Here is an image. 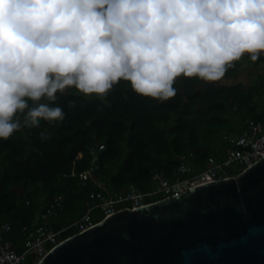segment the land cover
Here are the masks:
<instances>
[{
	"label": "clouds",
	"instance_id": "clouds-1",
	"mask_svg": "<svg viewBox=\"0 0 264 264\" xmlns=\"http://www.w3.org/2000/svg\"><path fill=\"white\" fill-rule=\"evenodd\" d=\"M245 53L264 55V0H0V139L62 122L70 91L104 101L123 83L163 103Z\"/></svg>",
	"mask_w": 264,
	"mask_h": 264
},
{
	"label": "trees",
	"instance_id": "trees-1",
	"mask_svg": "<svg viewBox=\"0 0 264 264\" xmlns=\"http://www.w3.org/2000/svg\"><path fill=\"white\" fill-rule=\"evenodd\" d=\"M235 72L229 67L224 77ZM198 82H176L177 95L163 103L125 93L123 83L104 101L70 91L55 105L66 114L62 122L41 121L38 128L0 139V220L12 224L6 238L24 241L23 227L31 228L57 196L65 199L52 218L56 230L102 203L103 196L131 187L151 191L157 172L174 180L183 162L199 170L210 156L224 158L229 141L223 133L242 132L246 118L258 120L264 112L257 113L254 95L242 85L202 89ZM41 132L48 138L42 140ZM84 171H90L86 184ZM102 215L101 207L93 210L94 220Z\"/></svg>",
	"mask_w": 264,
	"mask_h": 264
},
{
	"label": "water",
	"instance_id": "water-1",
	"mask_svg": "<svg viewBox=\"0 0 264 264\" xmlns=\"http://www.w3.org/2000/svg\"><path fill=\"white\" fill-rule=\"evenodd\" d=\"M38 264H264V158L236 176L112 214Z\"/></svg>",
	"mask_w": 264,
	"mask_h": 264
},
{
	"label": "built area",
	"instance_id": "built-area-1",
	"mask_svg": "<svg viewBox=\"0 0 264 264\" xmlns=\"http://www.w3.org/2000/svg\"><path fill=\"white\" fill-rule=\"evenodd\" d=\"M242 132L223 133V137L229 141V147L225 150V156L218 160L215 156L207 158L203 167L196 170L190 164L183 162L178 171L181 176L170 180L164 177L162 172L154 175L155 188L143 192L130 188L126 192H116L112 196H103L102 203L88 206L79 219L74 220L58 230L53 229L48 223H41L25 238L23 247L15 249L12 243L6 239L4 232L12 228L9 221L0 220V264H38L60 242L73 234L84 232L104 218L125 209H135L148 203L170 198L186 192L189 188L214 182L221 179L236 176L264 158V120H248L242 126ZM81 156V154L79 155ZM90 171L80 174L82 184H86ZM105 187L103 182H99ZM95 193L91 196L95 197ZM157 196L159 198L157 199ZM154 197L150 202L146 200ZM120 208H117L118 205ZM64 207V197L57 196L43 214L47 221L58 216ZM102 208V218L94 220L93 210ZM72 230L74 233L64 236V233Z\"/></svg>",
	"mask_w": 264,
	"mask_h": 264
},
{
	"label": "crops",
	"instance_id": "crops-1",
	"mask_svg": "<svg viewBox=\"0 0 264 264\" xmlns=\"http://www.w3.org/2000/svg\"><path fill=\"white\" fill-rule=\"evenodd\" d=\"M245 54H247L249 56L248 53H245ZM233 65H234V69L236 70L235 75H233L232 77H223L220 81L211 82V83H207V84L203 83L202 81H199L198 83H199L200 88L205 89L212 84H215V85H217V84H223L224 85L225 84V85H230V86L242 85L243 88L247 92L254 95L253 96V105L256 106L255 109L257 110V113L264 112V57H262V55H261L258 60L251 61V72L250 71L245 72V70H248V69H247V67L243 66V62H242L241 58L239 61H236L235 64L233 62ZM180 80H183V78H178L177 82ZM235 109H236V107H235ZM248 120H256V119L248 117L242 122L241 126H243L245 124V122ZM258 120H264V116H263V118L258 119ZM43 214L44 213H42L41 216L39 215L34 220V224L31 228H28L27 226L23 227V232H25L26 237L28 236V234L31 231H34L36 229V227L43 222L48 223L52 227V225H51L52 218H50L49 220L46 221L43 218ZM11 230H12V228L9 231L4 232L5 237L7 236V234ZM12 235H14V234H12ZM18 239L19 238H16V240H12V239H7V240H9L12 243V246L15 249H20L21 247H23L24 241H22V240L20 241Z\"/></svg>",
	"mask_w": 264,
	"mask_h": 264
},
{
	"label": "rangeland",
	"instance_id": "rangeland-1",
	"mask_svg": "<svg viewBox=\"0 0 264 264\" xmlns=\"http://www.w3.org/2000/svg\"><path fill=\"white\" fill-rule=\"evenodd\" d=\"M262 57H264V55H262ZM241 60H242V62H243V66H245V67H247V69L248 70H245V72H248V71H250L251 72V60L249 59V56L247 55V54H245V55H243L242 57H241ZM236 62V61H235ZM235 62H234V64H235ZM249 66V67H248ZM96 160V159H95ZM131 188H133V189H135L136 190V187H131ZM159 198V196H157V199ZM65 199V198H64ZM153 199H155L154 197H150V198H148L147 200H146V202H150V201H152ZM153 202H154V200H153ZM118 205V204H117ZM117 208H120L119 207V205H118V207ZM86 211V210H85ZM56 230V229H55ZM70 232V233H69ZM74 232L72 231V230H68L67 232H65L64 233V236H67V235H69V234H73Z\"/></svg>",
	"mask_w": 264,
	"mask_h": 264
}]
</instances>
